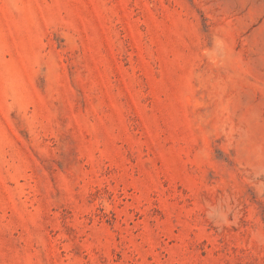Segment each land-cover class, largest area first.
Segmentation results:
<instances>
[{
	"label": "rangeland",
	"instance_id": "obj_1",
	"mask_svg": "<svg viewBox=\"0 0 264 264\" xmlns=\"http://www.w3.org/2000/svg\"><path fill=\"white\" fill-rule=\"evenodd\" d=\"M0 264H264V0H0Z\"/></svg>",
	"mask_w": 264,
	"mask_h": 264
}]
</instances>
